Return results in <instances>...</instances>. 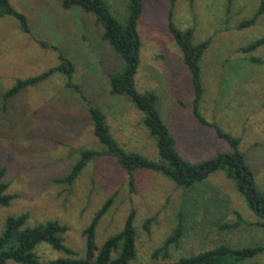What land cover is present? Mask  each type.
Instances as JSON below:
<instances>
[{"label": "rangeland", "instance_id": "1", "mask_svg": "<svg viewBox=\"0 0 264 264\" xmlns=\"http://www.w3.org/2000/svg\"><path fill=\"white\" fill-rule=\"evenodd\" d=\"M122 18L126 0H107ZM28 16L32 34L21 31L15 19L0 20V167L8 169L9 192L19 197L9 207L0 206V235L7 218L28 212L29 226L58 220L69 227L66 244L78 257L85 254L84 229L110 196L115 200L97 230V244L123 229L131 210L136 212L137 259L134 264H170L220 244L235 247L264 246V230L246 225L220 231L218 225L236 221L239 211L248 224L258 218L248 209L233 182L221 173L192 191L178 189L163 176L136 173L131 193L126 172L114 158L93 161L71 189L54 180L64 177L77 160L76 151L99 148L86 103L65 88V77L54 76L12 98L6 108L2 95L19 78L38 75L58 64L57 53L39 41L57 45L75 62L76 81L83 92L107 115L119 143L150 158L156 146L143 127L142 114L125 97L110 93L108 74L119 67V56L102 40V28L78 8L65 10L57 0H11ZM260 0H177L174 21L181 29L194 28L195 40L212 38L203 61L206 86L203 113L241 139V150L264 191V47L250 55L238 51L264 37V20L244 30L236 25L251 18ZM171 0H144L138 31L143 46L137 86L154 89L160 112L177 141L180 153L192 162L227 152L229 147L192 112L193 89L181 52L168 31ZM262 60L256 64L248 59ZM183 216L184 236L170 256L155 258ZM155 217L150 232L146 219ZM43 260L62 257L46 244L38 247ZM154 257V258H153ZM248 264H264L261 255Z\"/></svg>", "mask_w": 264, "mask_h": 264}, {"label": "trees", "instance_id": "2", "mask_svg": "<svg viewBox=\"0 0 264 264\" xmlns=\"http://www.w3.org/2000/svg\"><path fill=\"white\" fill-rule=\"evenodd\" d=\"M65 10L78 8L95 19L102 28V40L119 56V67L108 74L110 93L113 96L125 97L142 114L141 123L153 140L157 156L150 158L144 154L128 150L115 138L107 115L86 96L82 86L76 80L77 66L61 48L45 41H39L44 49L57 53L58 64L44 72L27 78H19L2 95L3 107L23 91L38 87L56 75L65 77V88L72 90L86 103L93 134L99 148L76 151L77 160L69 172L62 178L55 179L58 184L71 189L90 163L100 158H114L126 172L130 192H135L136 173L150 171L163 176L178 189L189 192L206 183L211 175L221 172L231 180L236 191L244 199L248 209L258 218L257 222L248 224L243 215L233 210L236 221L223 222L218 225L220 231H233L250 225L264 230V191H262L255 175L241 150V139L225 131L221 125L208 119L203 113V102L206 86L203 80V58L211 46L212 38L196 42L195 29H181L174 21L177 0H171V8L167 16L168 31L178 46L182 62L190 74L193 89L192 112L200 125L213 133L229 147L227 152H217L213 157L192 162L178 150L177 141L160 112V98L156 90L141 91L137 86V75L141 65L143 42L138 31L139 21L144 12V0H126L125 13L117 17L107 0H57ZM6 17L15 19L21 31L31 35L28 16L19 11L11 0H0V20ZM264 20V0H260L255 14L239 22L235 29L244 30ZM264 47V37L253 40L238 48V51L250 55ZM251 62L261 64L262 60L253 56ZM264 107V101L262 103ZM8 169L0 167V206L9 207L19 196L9 192L10 183L6 176ZM115 196H110L95 213L90 224L84 229L85 254L78 257L77 252L66 244L69 227L58 220H49L29 226L30 214L21 213L6 220L0 235V264H134L137 259V229L135 227L136 212L131 210L124 227L109 236L101 246L97 244V230L103 218L109 213ZM155 217L146 219L144 229L149 233ZM183 216L179 214L172 232L158 247L153 256L166 260L170 256L172 246L178 247L184 236ZM48 245L54 251L63 254L52 260H43L38 247ZM264 255V246L235 247L220 244L211 249L190 256H183L170 264H248L253 259ZM153 257V258H154Z\"/></svg>", "mask_w": 264, "mask_h": 264}]
</instances>
